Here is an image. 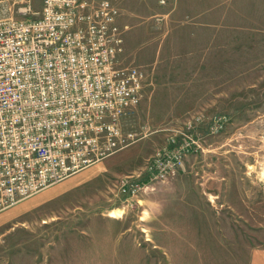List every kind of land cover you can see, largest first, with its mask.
I'll use <instances>...</instances> for the list:
<instances>
[{
  "label": "rangeland",
  "instance_id": "1",
  "mask_svg": "<svg viewBox=\"0 0 264 264\" xmlns=\"http://www.w3.org/2000/svg\"><path fill=\"white\" fill-rule=\"evenodd\" d=\"M109 1L119 10L120 62L145 75L139 105L121 122L138 140L118 152L119 174L82 180L92 166L0 213V264L241 258L264 241V8L234 0L217 20L192 25L165 20L169 1ZM188 126L199 147L179 173L123 193L121 180H144L145 162Z\"/></svg>",
  "mask_w": 264,
  "mask_h": 264
},
{
  "label": "built area",
  "instance_id": "2",
  "mask_svg": "<svg viewBox=\"0 0 264 264\" xmlns=\"http://www.w3.org/2000/svg\"><path fill=\"white\" fill-rule=\"evenodd\" d=\"M118 17L109 0H0V213L138 140L121 122L139 105L145 75L120 62ZM188 129L121 191L133 196L179 173L199 147Z\"/></svg>",
  "mask_w": 264,
  "mask_h": 264
},
{
  "label": "crops",
  "instance_id": "3",
  "mask_svg": "<svg viewBox=\"0 0 264 264\" xmlns=\"http://www.w3.org/2000/svg\"><path fill=\"white\" fill-rule=\"evenodd\" d=\"M237 2H244L243 5L249 8H264V0H237ZM237 2H232V0H169V10L166 11L164 17L165 20H195V22H191L192 25H198L201 24L202 20H217L221 12L220 9H233L236 7ZM123 159L126 161L125 156H121L119 153L117 156L105 159L101 163L94 165L95 167L88 174L82 176V180H87L91 173H98L102 169L107 170V173L104 174V177L107 178L113 174H119L118 171L112 170L111 168L118 167L119 165L125 166ZM201 257L197 256L192 264H198V260ZM211 259H213V264H218L217 258ZM227 260L219 264H264V241H260L259 245L248 244L244 247V255L241 258L237 257L235 260L234 258H228Z\"/></svg>",
  "mask_w": 264,
  "mask_h": 264
},
{
  "label": "bare ground",
  "instance_id": "4",
  "mask_svg": "<svg viewBox=\"0 0 264 264\" xmlns=\"http://www.w3.org/2000/svg\"><path fill=\"white\" fill-rule=\"evenodd\" d=\"M111 216H113V215H111Z\"/></svg>",
  "mask_w": 264,
  "mask_h": 264
}]
</instances>
